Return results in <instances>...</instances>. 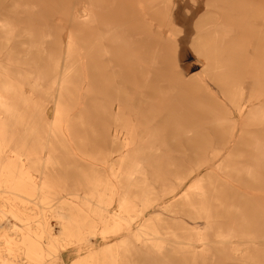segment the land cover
Here are the masks:
<instances>
[{
	"label": "bare ground",
	"instance_id": "bare-ground-1",
	"mask_svg": "<svg viewBox=\"0 0 264 264\" xmlns=\"http://www.w3.org/2000/svg\"><path fill=\"white\" fill-rule=\"evenodd\" d=\"M6 1L0 3V17L14 0ZM51 2L38 3L43 10ZM70 2L67 14L78 24L79 33L59 44L58 64L46 87L52 119L12 123L19 118L10 97L15 83L0 82V222L5 215L21 222L32 220L17 239L0 237V264H65L72 252L85 254L71 264H124L128 248L142 253L146 264H216L214 254L240 264L264 258V234L258 230L243 224L215 231L207 224L190 232L188 227L170 225L162 214L165 207L159 205L153 218L129 233L140 208L120 189L125 179L122 167L130 157L204 150L213 159L220 153L240 152L237 145L248 134L264 140V0ZM89 31L95 110L92 149L118 159L107 165L108 172L86 176L80 187L67 188L59 183L73 181L71 176L63 171L55 176L52 171L60 165L56 152L72 151L71 140L66 139L71 128L63 122L69 118L63 94L72 78H79L82 88L86 84L85 51H76L75 41L78 38L81 48ZM7 33L13 36L12 31ZM33 77L35 87L43 88L42 74ZM230 89L235 98L228 95ZM216 138L225 144L212 147ZM54 141L61 142L57 146ZM252 173L246 171L245 179ZM210 177V182L218 179ZM235 182L237 187L231 189L239 197L254 199L239 191L245 182ZM197 188L176 194L173 207L198 197ZM160 190L164 192V186ZM151 194L145 192L143 207ZM113 201L116 207L110 212ZM29 205L38 211L32 214ZM201 211L208 216L207 210ZM170 212V219L177 218L178 210ZM49 219L57 225V236ZM96 236L106 249L93 256L90 240ZM232 238L238 243L233 245ZM195 243L201 250H195Z\"/></svg>",
	"mask_w": 264,
	"mask_h": 264
},
{
	"label": "rangeland",
	"instance_id": "rangeland-1",
	"mask_svg": "<svg viewBox=\"0 0 264 264\" xmlns=\"http://www.w3.org/2000/svg\"><path fill=\"white\" fill-rule=\"evenodd\" d=\"M5 1L0 0V3H6ZM41 1L32 0L28 3L26 0H14L12 7L10 8V5L4 11V17H0V82L7 80L15 83L10 97L13 111L19 116V118L12 119V123L39 124L52 119L53 104L46 93V87L53 79V69L58 60L59 50L61 51L62 48L59 49V44L63 46L70 36L74 39L79 33L78 24L73 22L67 14V3L72 1L70 3L73 4L74 1L75 4L76 0H52L51 5L45 6L43 10L40 6ZM8 31H12L13 36H10ZM90 35L89 31L86 39L80 40L81 48L78 45V38L74 40L76 51H85V73L88 76L86 84L82 88L79 85L80 79L72 78L67 93L63 94L64 104L69 110V118L63 122L71 128L70 136L66 135V139L71 140L72 151L56 152L60 165L53 168L52 174L59 176L60 172H67L73 181L59 183L67 188L80 187L82 178L86 176L94 177L108 172L107 165L115 164L118 159L115 154L109 157L97 155L92 149L95 110L91 84L92 41ZM7 40L9 45H6ZM199 70L198 67L196 73ZM36 74H42L40 82L42 80L43 88L41 89L35 87L36 80L33 76ZM74 74L77 75L78 72ZM228 95L235 98L233 89H230ZM37 114H42L43 117L35 119L34 115ZM244 137L243 141L237 145L240 152L234 155L220 153L213 159L204 150L198 154L189 151L166 156L128 158L122 167V175L125 179L123 183H120V189L122 193L131 198H129L130 201L137 204L136 209L140 208V214L134 219L128 232L134 233L136 229L145 224V219L153 218L156 215L157 205H159L165 207L166 210L162 211L163 217L166 221H170L169 224L172 226L177 224L188 227L190 230L196 228L195 231L198 232L207 224L213 225L215 231H218V228L225 229L244 224L247 228L264 234V140L255 133ZM60 142L54 141L53 144L59 146ZM224 144L225 141L221 138H216L211 142L212 147ZM48 153L42 154L47 155ZM102 161L107 162L104 164ZM248 170L253 173L249 179H245ZM137 171H142L143 174H138ZM30 175L37 177V173L33 171H30ZM210 175L218 179L213 178L210 182ZM235 180L245 182L238 187L239 191L252 195L253 200L239 197L235 189H231V186L237 187ZM162 186L165 188L164 192L160 190ZM196 186H198V197H189L183 205L173 207L176 194L190 192ZM146 191L152 194L148 196L147 203L143 207L146 202ZM65 198L71 200L70 197ZM115 202L113 201L108 206V211L115 210ZM29 207L33 209L32 214L38 211L35 206L29 205ZM194 208H200V211L193 213ZM203 209L207 210L208 216L203 214L201 211ZM170 210L179 211L175 215L178 219H170L173 217ZM48 223L57 236L58 228L55 221L49 219ZM0 224V237L10 236V239H17L16 234L21 232L25 226L32 225V220L21 222L10 215H5ZM130 239L132 240L131 237ZM90 241L93 243L90 255L95 256L106 249V243H103L100 237L96 236ZM231 242L233 245L238 243L236 238H232ZM194 248L199 251L202 247L199 243H195ZM84 254V252L79 254L72 252L65 264H71ZM123 258L124 264H146L142 253L135 254L129 248L123 252ZM214 258L218 260L216 264H240L221 259L219 254H214ZM253 264H264V258H256Z\"/></svg>",
	"mask_w": 264,
	"mask_h": 264
}]
</instances>
